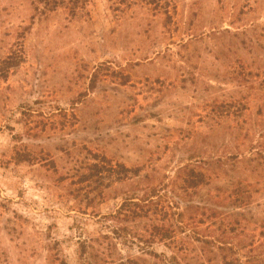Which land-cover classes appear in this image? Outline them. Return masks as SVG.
<instances>
[{"label":"rangeland","instance_id":"1","mask_svg":"<svg viewBox=\"0 0 264 264\" xmlns=\"http://www.w3.org/2000/svg\"><path fill=\"white\" fill-rule=\"evenodd\" d=\"M167 3L0 0V264H264V0Z\"/></svg>","mask_w":264,"mask_h":264},{"label":"trees","instance_id":"2","mask_svg":"<svg viewBox=\"0 0 264 264\" xmlns=\"http://www.w3.org/2000/svg\"><path fill=\"white\" fill-rule=\"evenodd\" d=\"M88 1L89 0H30L31 4L33 5L34 11L39 14L44 15L50 11H54L58 8L63 7L73 17H76L79 13H82L85 10ZM164 1L166 2V4H168L167 2H169V0ZM95 77L96 76H93L92 79L95 80ZM122 168L124 171L128 170L126 167ZM133 198L129 197L128 199L122 201V203L118 206L119 208L117 209L116 213H120V207H125L127 202H133ZM82 245L84 244H81V247L83 248L84 246Z\"/></svg>","mask_w":264,"mask_h":264}]
</instances>
